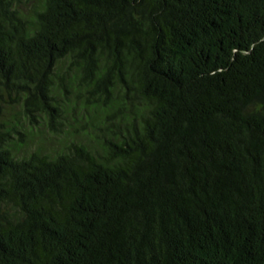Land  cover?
Segmentation results:
<instances>
[{
	"label": "trees",
	"instance_id": "obj_1",
	"mask_svg": "<svg viewBox=\"0 0 264 264\" xmlns=\"http://www.w3.org/2000/svg\"><path fill=\"white\" fill-rule=\"evenodd\" d=\"M0 264H264V0H0Z\"/></svg>",
	"mask_w": 264,
	"mask_h": 264
}]
</instances>
